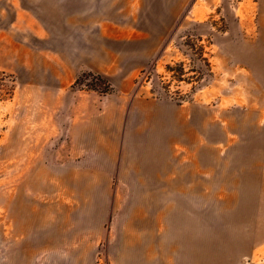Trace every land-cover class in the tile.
<instances>
[{
  "label": "rangeland",
  "instance_id": "rangeland-1",
  "mask_svg": "<svg viewBox=\"0 0 264 264\" xmlns=\"http://www.w3.org/2000/svg\"><path fill=\"white\" fill-rule=\"evenodd\" d=\"M0 264H264V0H0Z\"/></svg>",
  "mask_w": 264,
  "mask_h": 264
},
{
  "label": "trees",
  "instance_id": "trees-1",
  "mask_svg": "<svg viewBox=\"0 0 264 264\" xmlns=\"http://www.w3.org/2000/svg\"><path fill=\"white\" fill-rule=\"evenodd\" d=\"M199 50L200 51L198 53L197 78L203 79L205 77V72L210 70V64L208 62V59L203 56L204 55L203 49L200 48ZM169 69L170 68L167 67V70H169ZM183 75H184L183 72L182 73L180 72L177 75L173 76V80L181 81ZM93 80L107 85L106 90L102 91L101 93H107V92L111 91L112 88L109 86V84H107L108 80L106 78H104L103 76H101V75L94 76ZM91 90L97 91L94 87H91Z\"/></svg>",
  "mask_w": 264,
  "mask_h": 264
}]
</instances>
